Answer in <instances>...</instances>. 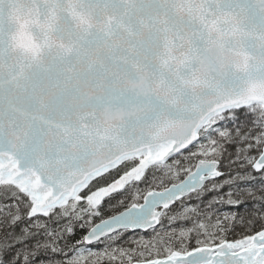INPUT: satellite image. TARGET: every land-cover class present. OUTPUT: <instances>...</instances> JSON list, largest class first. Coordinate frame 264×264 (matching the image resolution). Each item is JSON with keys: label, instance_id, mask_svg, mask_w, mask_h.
<instances>
[{"label": "snow or ice", "instance_id": "snow-or-ice-1", "mask_svg": "<svg viewBox=\"0 0 264 264\" xmlns=\"http://www.w3.org/2000/svg\"><path fill=\"white\" fill-rule=\"evenodd\" d=\"M0 264H264V0H0Z\"/></svg>", "mask_w": 264, "mask_h": 264}]
</instances>
